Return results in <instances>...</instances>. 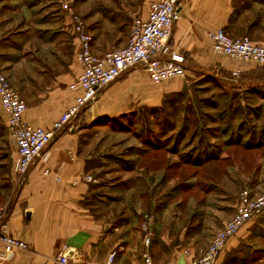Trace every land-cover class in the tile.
<instances>
[{
	"label": "crops",
	"instance_id": "1",
	"mask_svg": "<svg viewBox=\"0 0 264 264\" xmlns=\"http://www.w3.org/2000/svg\"><path fill=\"white\" fill-rule=\"evenodd\" d=\"M76 1L0 0V71L27 104L25 121L47 130L74 104L75 94L69 86L82 71L72 14L73 9L76 13L81 8L80 14L86 16L92 0ZM98 1L101 4L93 19L100 20L101 28L93 37V52L102 56L128 44L134 20L147 19L152 0ZM178 11L180 17L168 44L171 51L183 56L186 77L154 84L146 70L138 67L101 90L83 117L85 110L55 135L22 186L13 171L17 146L9 135L7 115L0 103V211L7 213L9 232L21 236L28 245L27 250L15 251L0 264H62L59 259L63 254L69 264H145V255L155 263L188 264L203 255L209 238L202 245L194 241V235L187 242L181 233H171L169 238L168 225L154 218L163 214V207L140 211L134 199L123 203L129 199L126 189L132 188L137 178L141 180V175H148L140 171L137 174L138 164H114V173L137 174L122 180L128 182L123 190L117 189L121 183L104 185L85 180L107 165L90 163L95 155L89 148L91 137L99 132L92 124L104 105L114 100L112 97L127 99L132 92H145L152 84L158 86L156 92L164 98L184 90L195 74L243 73L253 66V62L214 53L208 33L221 28L231 37L247 36L263 44L264 0H179ZM255 65L257 85L264 86V66ZM148 178L154 180L152 175ZM159 179L155 186L163 182L161 176ZM224 208L228 213L218 221L220 228L214 233L235 212L234 205ZM147 213L152 216L148 243L143 231ZM262 227L264 211L226 242L214 264H248L262 253L264 243L246 237Z\"/></svg>",
	"mask_w": 264,
	"mask_h": 264
},
{
	"label": "rangeland",
	"instance_id": "2",
	"mask_svg": "<svg viewBox=\"0 0 264 264\" xmlns=\"http://www.w3.org/2000/svg\"><path fill=\"white\" fill-rule=\"evenodd\" d=\"M100 4L98 0L89 2L86 16L80 14L81 8L77 7L76 13L73 9V16L82 20L92 38L101 28L100 20L93 19ZM255 64L251 67L255 69L240 73L237 78L230 72L195 74L178 95L162 98L156 92L158 86L148 84L145 92H132L127 99L112 97L114 100L104 105L92 124L98 126L99 132L91 137L89 151L95 158L90 163H107L95 172L99 177L92 175V183L110 185L127 181L140 172L148 173L126 189L129 199L123 203L134 199L136 209L143 211L163 207V214L154 218L168 225L169 238L171 233H181L186 242L193 235L198 245L208 238L210 242L214 231L220 228L218 221L228 213L225 205H234L235 209L243 190L252 196L264 190V145L248 152L224 146L240 125L246 131V141L253 130L258 132L264 126V98L254 93L263 88L257 85ZM106 117L113 119V127L100 122ZM198 139L204 142L200 144ZM260 141L264 142V138ZM150 143L159 145L160 151H153ZM115 163H136L137 174L114 173ZM150 175L153 181L148 178ZM160 176L163 182L155 186ZM126 181L117 189L128 188ZM147 217L152 216L145 214V221ZM258 229L246 238L264 243V227ZM261 252L248 264H264V249Z\"/></svg>",
	"mask_w": 264,
	"mask_h": 264
},
{
	"label": "built area",
	"instance_id": "3",
	"mask_svg": "<svg viewBox=\"0 0 264 264\" xmlns=\"http://www.w3.org/2000/svg\"><path fill=\"white\" fill-rule=\"evenodd\" d=\"M178 7L179 0H152L147 19L134 20L128 44L102 56L93 52L92 36L86 32L82 20L71 13L79 42L77 60L82 71L69 86L71 93L75 94L74 104L55 121L51 130L33 126L25 121L27 104L8 77L0 71V103L7 115L9 135L17 146L13 171L19 186L25 183L32 166L52 143L55 135L95 102L101 90L113 85L130 71L143 67L148 73L149 80L154 84L185 78L184 58L171 51L168 44L174 24L180 17ZM66 9L70 11L68 6ZM208 38L213 52L218 55L264 65V43H255L247 36L231 37L221 28L209 32ZM239 74V70L231 71L233 78H237ZM48 173L46 171V174ZM85 180L94 181L91 176L85 177ZM262 211H264V190L257 196L250 195L247 190L241 191L234 215L213 234L203 255L188 264H214L226 242L234 237L245 223ZM6 218V211H0L1 261L6 260L17 250L28 248L21 236L9 232ZM150 226L151 218L147 217L143 224V231L148 235L146 243L151 236ZM112 259L113 256L110 257V262ZM59 260L62 264H69L66 254L61 255ZM144 261L145 264H170L155 263L149 255H145Z\"/></svg>",
	"mask_w": 264,
	"mask_h": 264
},
{
	"label": "trees",
	"instance_id": "4",
	"mask_svg": "<svg viewBox=\"0 0 264 264\" xmlns=\"http://www.w3.org/2000/svg\"><path fill=\"white\" fill-rule=\"evenodd\" d=\"M262 71L264 72V68L262 69ZM182 91H180V92H182ZM180 92H176V93L174 92V93H171L169 95H172V94L178 95V94H180ZM255 92L258 93L261 98L262 97L264 98V86L261 89H256V91H254V93ZM169 95H166V96H169ZM100 122L102 124L112 126L113 119L105 118V119H102ZM242 126L243 125L239 126V130L236 134H234V135L232 133L230 134L231 136L225 141L224 146L239 148V149H242L244 152L253 151V150H260L264 145V142L260 141V138H264V126L258 132L253 130L251 137L247 141L244 140L243 135H247V134H246L245 129H243V131L241 130V128H243ZM227 131L229 132L228 129H226V132ZM222 132H224V131H222ZM202 140L198 139V143L201 144L202 142H204ZM145 141H146V144L148 145V139H145ZM244 141H246V142H244ZM242 142H244V143H242ZM149 146L152 148L153 151H160L159 145H155V143H150ZM226 147H224V148H226Z\"/></svg>",
	"mask_w": 264,
	"mask_h": 264
}]
</instances>
